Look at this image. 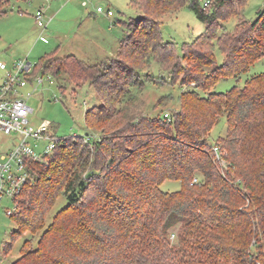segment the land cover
<instances>
[{
	"label": "trees",
	"instance_id": "1",
	"mask_svg": "<svg viewBox=\"0 0 264 264\" xmlns=\"http://www.w3.org/2000/svg\"><path fill=\"white\" fill-rule=\"evenodd\" d=\"M229 1L213 0L214 11L191 1L206 32L187 42L183 61L171 67L180 66V75L197 89L180 95L170 120L164 113H133L132 92L146 84L140 80L145 64L156 55L170 60L165 47L172 43L153 17L181 9L188 0H131L145 16L129 23L110 62L90 64L55 52L33 66L32 76L39 67L44 74L66 73L74 82H89L101 103L86 111V124L103 136L89 141L63 137L44 162H30L33 179L20 195L19 210L10 215L18 225L13 241L41 228L48 210L65 194L69 204L54 226L76 214L75 225L63 229L75 238L76 250L51 254L55 264H264V73L226 93L210 90L220 79L240 77L264 55V9L251 25L236 27L222 40L216 26L226 18L221 10ZM10 3L0 0V17ZM216 43L226 56L222 65ZM161 48L165 51L157 53ZM210 66L213 70H204ZM221 116L227 118V133L214 143L209 135ZM169 179L179 180L180 190L164 191L161 185ZM24 209L26 217L16 215ZM46 257L43 247L25 243L12 264H39Z\"/></svg>",
	"mask_w": 264,
	"mask_h": 264
},
{
	"label": "rangeland",
	"instance_id": "2",
	"mask_svg": "<svg viewBox=\"0 0 264 264\" xmlns=\"http://www.w3.org/2000/svg\"><path fill=\"white\" fill-rule=\"evenodd\" d=\"M191 1L194 0H188L181 9L153 17L155 21L161 23L165 41L172 43L170 48L168 45L165 47L166 51L161 48L162 50L157 53L165 51L166 57L170 60L160 61L156 55V59L144 65L140 80L145 81L146 84L142 89L133 88L132 94L136 95V101L132 105L133 113H143L146 116L171 113L180 107V95L187 88L197 89L196 83L189 84L187 78L180 75L182 69L180 66L171 67L174 62L179 64L180 60L183 61L186 43H193L206 32V24L190 7ZM196 1L211 11L215 10L213 0ZM98 6H102L105 11L110 9L114 14L108 16L99 12ZM41 7L46 10L45 21L48 22V27L43 33L35 17L36 10ZM9 8L8 13L0 17V61L5 62L9 68L16 60L24 58H27L33 66H38L43 56L55 52L60 56L75 54L90 64L110 62L112 58L117 57L123 39L121 37L127 33L129 23L145 16L142 9L133 7L131 0H11ZM262 9H264V0H246L244 5L241 0H230L225 10H221L222 17L226 18H221L217 24L216 35L219 37L222 35V40L227 39L234 35L236 27L241 30L251 25ZM233 13L236 15L231 16ZM215 55L217 64L222 65L226 56L218 43L215 44ZM204 70H213V67ZM262 73H264V55L240 77L220 79L210 90L226 93L236 85L244 86L247 80ZM4 74L5 71L0 70V85ZM69 76L66 73L61 77L51 73L44 74L39 67H36V75L30 78L31 81L27 86L20 88L21 97H25L27 104L33 109L28 117L30 124L35 128L41 124H49L50 131L62 138L72 135L101 138L103 136L101 131L89 129L85 118L86 111L99 105L101 99L89 82L84 79L74 82ZM36 77H43L44 81L39 83ZM29 93L31 94L28 95ZM201 93L207 95L203 90ZM227 127V118L221 116L211 130L209 140L215 143L220 136L226 135ZM17 142L18 136L6 135L0 130V151L7 150ZM30 142L35 144L34 141ZM45 144L46 142H41L38 148L41 149ZM223 166H227L225 162ZM161 188L168 192L177 191L181 188V182L169 179L162 183ZM24 197H26L25 207H28L30 198L26 195ZM68 204L67 196L60 194L55 205L46 213L44 225L34 233L23 232L13 241V233L18 225L15 217L8 214V210H13L17 202L6 195L1 197L0 264H12L17 260L22 255L25 243L33 249L43 247L45 250L47 257L39 264H55L50 259L51 254L65 250L69 253L75 251V238L71 239L67 235L69 231H63L65 226L70 228L75 225V213L67 214L62 224L58 222L55 225L57 230L53 231V235L50 237L46 235L47 231L55 227L54 223L62 214L61 210ZM44 205L45 202L42 206ZM16 215L22 218L26 217L28 212L24 209ZM177 229L178 225L173 227L172 231L176 232ZM171 238L173 242L177 240V237L171 236ZM12 242L13 246L7 253L6 248ZM85 248H88V245Z\"/></svg>",
	"mask_w": 264,
	"mask_h": 264
},
{
	"label": "built area",
	"instance_id": "3",
	"mask_svg": "<svg viewBox=\"0 0 264 264\" xmlns=\"http://www.w3.org/2000/svg\"><path fill=\"white\" fill-rule=\"evenodd\" d=\"M97 10L108 16L114 14L110 9L105 11L102 6H98ZM35 17L43 33L48 27L44 7L36 10ZM0 70L5 71L0 86V130L6 135L18 136L17 143L5 151H0V198L6 195L17 202L13 210H8V214L12 215L19 210V199L24 187L33 179L34 170L30 162H44L54 152L62 137L52 133L49 124H41L35 128L28 119L33 109L27 104V99L21 97L20 88L27 86L31 81L33 64L24 58L16 60L9 68L5 62L0 61ZM36 81L40 83L44 79L36 77ZM164 115L171 119V113L165 112ZM91 138L85 137L86 141ZM41 142L46 144L39 149ZM215 151H218L217 147ZM171 236L175 238L176 232Z\"/></svg>",
	"mask_w": 264,
	"mask_h": 264
},
{
	"label": "crops",
	"instance_id": "4",
	"mask_svg": "<svg viewBox=\"0 0 264 264\" xmlns=\"http://www.w3.org/2000/svg\"><path fill=\"white\" fill-rule=\"evenodd\" d=\"M121 38H123V37H121ZM39 40H41V39H39ZM121 40V39H120ZM45 42L47 41V38L44 40ZM119 44H120V42H119ZM118 47H119V45H118ZM117 51V50H116ZM3 80V79H2ZM2 84V83H1ZM1 86V85H0Z\"/></svg>",
	"mask_w": 264,
	"mask_h": 264
}]
</instances>
